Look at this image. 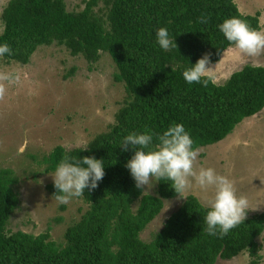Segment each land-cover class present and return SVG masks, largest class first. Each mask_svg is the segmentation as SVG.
Instances as JSON below:
<instances>
[{
	"label": "trees",
	"instance_id": "trees-1",
	"mask_svg": "<svg viewBox=\"0 0 264 264\" xmlns=\"http://www.w3.org/2000/svg\"><path fill=\"white\" fill-rule=\"evenodd\" d=\"M98 1L85 0L80 11L67 12L64 0H8L1 10L0 23L6 27L0 44L10 45L13 53L1 60L23 66L38 47L52 44L87 64L104 52L115 69L112 79L122 84L126 97L113 116L115 123L94 135L87 150L55 146L38 161L45 174L54 172L65 155L104 163L103 179L80 197L87 209L64 230L63 246L48 240V231L34 236L6 228L17 204L11 189L16 179L10 170L0 169V264H215L241 252L255 264V239L264 228V214L246 218L223 238L210 236L205 230L208 208L191 195L165 215L150 241H142L139 234L164 202L179 197L167 180L155 184L154 194L137 189L125 167L134 150L129 146L122 151L121 144L132 133L162 134L182 124L197 149L219 142L236 124L261 111L262 66L244 65L224 83L210 81L207 87L188 84L182 75L205 54L211 53L210 64H215L232 47L219 30L224 20L240 18L258 31V12L242 15L232 0H101L102 19L93 11ZM201 15L208 23L198 22ZM162 27L177 50L165 51L157 44ZM157 142L154 137L153 146ZM45 190L51 196L56 192L54 184Z\"/></svg>",
	"mask_w": 264,
	"mask_h": 264
},
{
	"label": "rangeland",
	"instance_id": "rangeland-1",
	"mask_svg": "<svg viewBox=\"0 0 264 264\" xmlns=\"http://www.w3.org/2000/svg\"><path fill=\"white\" fill-rule=\"evenodd\" d=\"M7 1L0 0V13ZM84 1L64 0L65 10L78 12ZM233 2L238 13L252 15L251 0ZM259 7L254 9L259 14L258 31L264 32V6L261 10ZM93 11L104 19L101 0ZM244 65L264 67V55L241 62L232 46L215 64L206 67L215 70L212 82L222 84ZM0 71L18 77L16 83L8 85L6 96L0 100V169L10 170L16 179L11 189L17 199L6 228L34 236L48 231V240L61 247L64 230L79 220L87 205L81 198H73L66 204L57 202L45 190L47 184H53L51 176L55 171L43 173L44 167L38 161L55 146L83 147L94 135L105 131L125 100L122 84L113 81L115 69L106 53H99L94 63L87 64L81 56H69L64 47L55 44L38 47L23 66L0 59ZM198 150V167H211L227 175L235 182L237 194L246 196L250 206L264 205V106L255 116L236 124L225 138ZM154 192L155 186L147 194ZM188 195L207 207L199 189L194 187ZM181 200L176 197L164 202L159 215L147 224L139 238L150 241L160 228L159 220ZM250 208L257 209L249 210L246 218L264 210ZM56 218L61 219L59 223L55 222ZM255 241L258 245L255 264H264V228ZM250 261L252 258L241 252L230 260H216L215 264H249Z\"/></svg>",
	"mask_w": 264,
	"mask_h": 264
},
{
	"label": "clouds",
	"instance_id": "clouds-1",
	"mask_svg": "<svg viewBox=\"0 0 264 264\" xmlns=\"http://www.w3.org/2000/svg\"><path fill=\"white\" fill-rule=\"evenodd\" d=\"M208 17L201 15L199 23H208ZM0 25V34L5 30ZM220 32L233 46L241 62L248 58L264 55V32L254 30L243 19L229 18L219 25ZM156 42L162 50L176 49L174 39L166 28L156 32ZM12 49L7 43L0 44V58L11 56ZM211 53L198 59L182 75L188 84H201L207 87L214 79V71L206 67L210 64ZM18 77L8 71H0V100L7 94L8 85L16 83ZM112 123H115L113 120ZM158 141L153 146V140ZM134 150V155L125 167L130 171L137 189H151L158 181H171V188L183 199L194 187L203 193L208 211L205 215L206 232L210 236L223 238L231 229L244 222L250 208L249 200L237 194L235 182L227 175L216 172L211 167H198L199 150L193 148V140L182 124H174L162 134L146 131L143 134L127 135L121 144L122 151ZM147 149V151H146ZM87 150V146L84 147ZM105 175L103 160L94 157L81 159L65 155L51 176L56 189L53 197L61 204L84 195L98 186ZM147 191L144 193L147 194ZM160 227L163 222L159 220Z\"/></svg>",
	"mask_w": 264,
	"mask_h": 264
},
{
	"label": "crops",
	"instance_id": "crops-1",
	"mask_svg": "<svg viewBox=\"0 0 264 264\" xmlns=\"http://www.w3.org/2000/svg\"><path fill=\"white\" fill-rule=\"evenodd\" d=\"M233 1V0H232ZM249 1V0H248ZM234 3V2H233ZM236 5V4H235ZM251 8H252V10H251V12H249L250 14L252 13V14H254L255 12H257L258 10H254V9H256V6L258 5V6H260L259 8H260V10H261V8H263V6H264V0H251ZM237 8H238V5H237ZM258 8V7H257ZM239 9V8H238ZM250 9V8H249ZM245 10V9H244ZM241 12V11H240ZM260 112V111H259ZM258 112V113H259ZM256 115V114H255ZM255 115H253V116H255ZM253 116H251V117H253ZM251 117H248V118H245V119H249V118H251ZM244 120V119H243ZM242 120V121H243ZM225 138V137H224ZM205 147V146H204ZM199 148H202V147H199ZM198 149V148H197ZM206 206V205H205ZM250 207H261V209L262 208H264V205H260V204H253V206H250ZM261 213H263L264 214V210L263 211H261L260 213H258V214H261ZM254 215H256V214H254Z\"/></svg>",
	"mask_w": 264,
	"mask_h": 264
}]
</instances>
